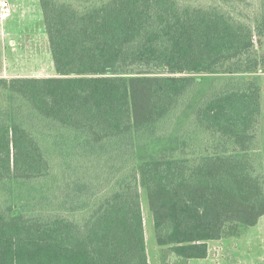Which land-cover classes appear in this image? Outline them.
I'll use <instances>...</instances> for the list:
<instances>
[{
  "label": "trees",
  "instance_id": "1",
  "mask_svg": "<svg viewBox=\"0 0 264 264\" xmlns=\"http://www.w3.org/2000/svg\"><path fill=\"white\" fill-rule=\"evenodd\" d=\"M39 3L55 73L0 75V264H150L142 189L157 243L185 259L256 226L264 0ZM214 74L233 77L169 136ZM166 137L167 149L139 158ZM35 181L55 188L61 211L16 205L17 187Z\"/></svg>",
  "mask_w": 264,
  "mask_h": 264
},
{
  "label": "rangeland",
  "instance_id": "2",
  "mask_svg": "<svg viewBox=\"0 0 264 264\" xmlns=\"http://www.w3.org/2000/svg\"><path fill=\"white\" fill-rule=\"evenodd\" d=\"M14 1L13 12L5 19L0 18V73L11 77L13 72L31 73L36 76H49L55 73L46 34L42 9L39 0ZM204 4L207 0H186ZM15 5V6H14ZM233 77L229 74L205 75L194 94L192 104L182 108L169 136L179 135L190 127L196 101L203 98L215 86ZM262 84V145L264 152V73H259ZM172 141L168 137L156 139L139 148V158L155 156L167 149ZM45 151L50 158H57L56 152L47 143ZM17 187L14 201L19 208L28 213L54 212L60 209L55 188L46 186L40 181ZM56 186L57 182L50 180ZM141 201L144 212L145 235L150 264H264V216L256 226L245 229L238 237H230L209 242L210 253L206 259H185L176 255L169 247L157 243L156 231L147 192L141 190ZM61 211V210H59ZM74 215V212H67Z\"/></svg>",
  "mask_w": 264,
  "mask_h": 264
},
{
  "label": "built area",
  "instance_id": "3",
  "mask_svg": "<svg viewBox=\"0 0 264 264\" xmlns=\"http://www.w3.org/2000/svg\"><path fill=\"white\" fill-rule=\"evenodd\" d=\"M13 12V5L10 0H0V18L5 19Z\"/></svg>",
  "mask_w": 264,
  "mask_h": 264
},
{
  "label": "crops",
  "instance_id": "4",
  "mask_svg": "<svg viewBox=\"0 0 264 264\" xmlns=\"http://www.w3.org/2000/svg\"><path fill=\"white\" fill-rule=\"evenodd\" d=\"M12 2V1H11ZM14 2V1H13ZM12 2V3H13ZM13 4H15V2L13 3ZM15 6V5H14ZM0 75H2L1 73H0ZM26 75H31V73H20V72H13V73H11V76H26ZM263 89V88H262Z\"/></svg>",
  "mask_w": 264,
  "mask_h": 264
}]
</instances>
